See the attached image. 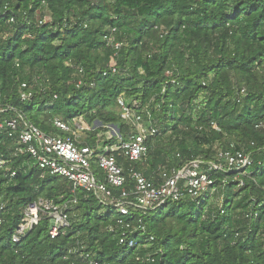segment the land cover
I'll list each match as a JSON object with an SVG mask.
<instances>
[{
	"label": "trees",
	"instance_id": "16d2710c",
	"mask_svg": "<svg viewBox=\"0 0 264 264\" xmlns=\"http://www.w3.org/2000/svg\"><path fill=\"white\" fill-rule=\"evenodd\" d=\"M120 98L159 128L143 161L119 159L152 183L218 149L245 151L252 166L213 173L211 200L123 217L0 135V264H264V0H0V121L22 117L69 138L55 119L81 120V141L96 148L107 126L130 132ZM93 169L104 180L95 160ZM39 199H75L70 227L53 239L45 218L13 243Z\"/></svg>",
	"mask_w": 264,
	"mask_h": 264
},
{
	"label": "built area",
	"instance_id": "2783aa9c",
	"mask_svg": "<svg viewBox=\"0 0 264 264\" xmlns=\"http://www.w3.org/2000/svg\"><path fill=\"white\" fill-rule=\"evenodd\" d=\"M114 32L115 30H112V33ZM108 42L115 44L114 37H109ZM115 47L118 48L119 45L115 44ZM113 71L115 72V69ZM79 76H82V70ZM82 84L83 80L80 79L78 85ZM94 86L92 83L91 87ZM22 88L25 90L28 86L23 84ZM31 98V92L22 91L23 101ZM118 104L121 119L130 127V132L124 137L116 126H107V133L98 136L102 141H98L96 148H91L80 139V132L87 128L78 126L77 123L70 127L59 118L55 119L54 125L64 132L71 133L72 137L45 134L22 117L0 121V135L16 138L21 147L19 153L29 155L44 173L66 179L73 185L74 192L83 190L93 195L102 206L115 210L123 217L131 215V208L147 214L186 197L197 201L198 204L202 200H211L217 193L213 173L240 172L253 164L252 157L245 151L224 152L218 149L213 160L196 159L172 172L162 169V182L156 185L132 166L125 169L119 159L131 164L143 161L149 153V141L157 137L159 128L154 124L152 114L148 110H143L144 114H140L126 105L121 98L118 99ZM5 112L6 109L0 102V116ZM94 160L102 171L104 180H100L94 171ZM6 165V162H0L1 168ZM13 176L15 173H12ZM130 181L134 185L133 188L128 187ZM116 189L120 190L119 196L114 194ZM76 204L75 199L62 203L39 199L28 204L23 210L20 223L15 227L13 243L18 244L45 218L50 223L51 238L59 237L70 227L71 210ZM127 227L129 228V225ZM138 229L144 231L145 228ZM127 241L128 237L124 233L120 244H127ZM128 245L131 248L140 246L136 240H131Z\"/></svg>",
	"mask_w": 264,
	"mask_h": 264
},
{
	"label": "rangeland",
	"instance_id": "374dc122",
	"mask_svg": "<svg viewBox=\"0 0 264 264\" xmlns=\"http://www.w3.org/2000/svg\"><path fill=\"white\" fill-rule=\"evenodd\" d=\"M77 124H78V126H82V127H84V124H83V122H82L81 120H78V121H77ZM94 126H95V127H100L101 125L98 124V123L96 122ZM79 135L81 136V138H80L81 140H83L84 137H86V134H84L83 131H81Z\"/></svg>",
	"mask_w": 264,
	"mask_h": 264
},
{
	"label": "water",
	"instance_id": "95a60500",
	"mask_svg": "<svg viewBox=\"0 0 264 264\" xmlns=\"http://www.w3.org/2000/svg\"><path fill=\"white\" fill-rule=\"evenodd\" d=\"M99 124V123H98Z\"/></svg>",
	"mask_w": 264,
	"mask_h": 264
}]
</instances>
